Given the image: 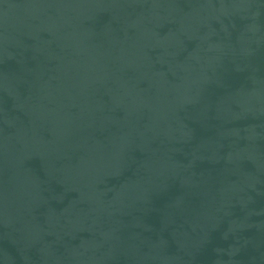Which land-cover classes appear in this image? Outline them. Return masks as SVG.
<instances>
[{"label": "water", "instance_id": "obj_1", "mask_svg": "<svg viewBox=\"0 0 264 264\" xmlns=\"http://www.w3.org/2000/svg\"><path fill=\"white\" fill-rule=\"evenodd\" d=\"M0 264H264V0H0Z\"/></svg>", "mask_w": 264, "mask_h": 264}]
</instances>
